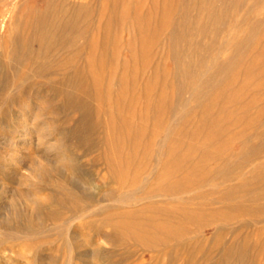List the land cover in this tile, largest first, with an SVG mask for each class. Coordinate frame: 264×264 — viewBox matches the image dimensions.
<instances>
[{"label":"bare ground","instance_id":"6f19581e","mask_svg":"<svg viewBox=\"0 0 264 264\" xmlns=\"http://www.w3.org/2000/svg\"><path fill=\"white\" fill-rule=\"evenodd\" d=\"M109 1L111 4L104 7L101 2L93 6L89 0H43L40 8L33 4L23 15V6L32 0H0V48L8 56V59L0 57V95L4 97L5 90L11 85L18 90L32 87L37 80L34 78L38 77L52 83L54 94L61 98L64 107L83 112L71 128L72 136L80 137L86 117L90 118L93 109L72 88L83 87L94 92L101 104L105 103L108 93L116 94L118 99L107 122L114 133V141H117L119 159L115 164L111 163L109 171L118 186L110 188L100 201L109 200V206L113 202L120 206L141 197L147 199V204H141L134 211H123L126 212L123 222L108 219V224L113 225L116 235H122L140 247L153 249L175 242L172 249L178 250L186 243L193 251L204 248L202 237L192 234L194 230L200 234L221 223L222 226L214 228L213 239L208 237V244H205L220 248L217 245L222 243L221 231L226 227L238 230L247 225V220H241L239 225L232 227L234 215L253 216L252 220L254 216H264V0H151L152 4L146 8H135L130 0ZM94 9L96 18L92 17ZM128 15H134L126 43L131 52L130 61L123 67L125 74L112 83L113 89L106 88V70L108 68L113 74L119 46L110 39L114 29H118ZM166 27L175 64L172 86L178 91L173 99L160 96L161 88L157 82L152 87L141 81V90L137 93L139 77L132 74L135 68H146L147 54L153 42L150 35L160 34ZM133 38L138 41V48ZM2 41L6 43L2 45ZM184 52L190 57L189 63L183 59ZM224 53L228 55L224 57ZM85 54H88V60L82 65L75 64V59H83ZM70 67L94 68L92 78L96 83H83L81 68L74 69V76H67ZM160 69L154 68L155 81ZM57 74L62 75L60 81H55ZM186 93L190 94L187 98ZM119 98H124L125 102L122 104ZM137 99H146V102L140 111V123L133 125L130 122L137 113L134 105ZM177 103L183 106L178 112L182 124L180 131L172 134L170 130L165 131L159 115L162 111H176ZM197 108L201 109V124L193 127L187 120ZM31 119L25 121V131L18 138L20 143L29 141L38 130L47 129L36 127L32 130L36 123L34 117L32 122ZM160 133L162 138L156 142L157 149L150 158L154 135ZM234 144L239 147L234 148ZM137 147L146 149L142 155L146 162L153 159L152 169L145 170L143 179L139 178L142 172L136 170ZM65 161L63 158L59 163L63 165ZM39 166L40 170L56 171L63 181L70 183L73 212L80 211L81 199L93 197L86 187L66 176L61 166L56 167L53 162ZM7 170L4 165L0 172L7 173ZM19 181L15 176L0 179V196L1 192H9V183ZM35 185L31 180L28 190L17 192L13 213L5 216L0 207L3 241L33 240L48 219L63 226L62 209L67 204L63 196L65 191L55 194L56 202L50 196L40 200ZM52 187L49 185L50 189ZM158 197L160 199L155 200ZM191 234L194 237H189ZM58 236L64 237L62 232ZM262 237L254 245L250 244L251 247L248 241L237 245L233 240L223 243L220 245L223 250L216 253L220 255L213 256L209 264H252L250 248H260ZM96 253L95 249L79 251V257ZM231 257L240 259L233 261Z\"/></svg>","mask_w":264,"mask_h":264},{"label":"rangeland","instance_id":"374dc122","mask_svg":"<svg viewBox=\"0 0 264 264\" xmlns=\"http://www.w3.org/2000/svg\"><path fill=\"white\" fill-rule=\"evenodd\" d=\"M42 1L43 0H32L30 3H25L23 9L21 10V14L24 13L23 15H25L26 11L24 10L33 4L35 7L40 8ZM89 1L93 4V6H96L98 2H101V5L104 7H108L111 4V1L109 0ZM130 1L133 2L132 5L135 8H146L152 4L151 0ZM92 17L96 18L95 9L93 10ZM127 17L128 18L126 21L121 26H119L118 29H114V35L112 34L110 39V42L114 41V43L116 45L118 44L119 46L115 53L116 65L113 69V74H110L111 72L108 68L106 70L108 75L105 73L107 76L104 80V85L106 88H111L112 83L116 82L120 75L125 74L123 67L128 63V61H130L131 52L126 47V43L130 37L129 31L134 23V15H128ZM167 28L168 27H166L165 30H163V32L160 34L150 35V40L153 38V42L151 43L149 49L150 53L148 52L147 54L148 59L145 65L146 68H135L134 71H132V74H136L139 77L137 80V93H139L141 90V81L148 82V85H151L152 87H155V83L157 82L156 84L159 86V88H161V97L163 96L165 99H173L177 96L178 91L172 86V82L174 80L173 71L175 64L171 58L170 43L167 38ZM189 36L193 38L192 35ZM132 40L138 48V41H136V38H133ZM4 43L6 42H1L2 45ZM4 51L5 50H1L0 48V57H3V59H8L7 53ZM224 54H221V56L224 55V57H226L228 55V53ZM183 59L187 63L190 61V57L187 56V53L185 52L183 53ZM86 60H88V54H85L83 59L81 57L76 58L75 64L82 65ZM155 67H161L160 71L158 72L157 81L154 80L153 76ZM70 68V72L67 69V76H74V69L81 68V70H83V83H96L95 79L93 80L92 78L94 68ZM61 77V74H57L55 75L56 80H54L60 81L62 79ZM34 79L37 80H34L35 85L32 87L18 90L15 89V87L13 88L11 85L5 90L6 93L4 97H1L0 95V151L2 147L5 148L4 150L2 149V152H0V171L4 165H6L9 170H7V173H4L3 171L2 173L0 172V179L3 180L4 178H7V176H15L17 180H20V183H9L7 185V191L9 192H1L0 207L2 213L5 214V216L6 214L13 213V203L14 201L16 202L18 200L17 192H19L20 189L23 191L28 190V182L33 180L35 184H37L35 185V193L40 200L46 199L50 196L53 197V200L56 202V199H54L55 194L57 196L61 192L65 191L63 196L66 199L67 204L66 207L62 209L64 223L63 226L60 227L58 223L53 224L49 219L46 220L45 227H42L41 230H39L40 232H38L33 240L22 238L20 241L14 242L7 240L3 241L4 239H2L0 236V248L3 246L0 249V264H192V262L193 264H209L214 259V257L220 255L216 253L219 250V252L223 250L221 246H223V243L225 242L233 240V244L236 243V245L241 242H249L248 245L251 247L261 235H263V240L264 216L259 218H255L254 216L252 220L251 218L253 216L250 218V216H245L241 213H238L231 218V226L235 227L243 220H247V225L238 230H232L234 228L226 227V229L221 231L219 235L221 239L220 241L222 243L219 242L221 244L217 246L220 248L217 249L211 245L205 244H208V237L212 236L213 239L212 233L214 232V228L217 226H222L221 223H216L214 226L204 229L201 231V235L199 232L197 233L194 230L195 234H192L194 236L198 234L203 239L202 247L204 246V248L201 250L197 249L199 250L198 252L197 250L192 251L193 247H188L190 245H187L186 243L178 250H174L172 248L174 247L175 242L167 243L165 246H158L159 248L157 247L153 249H147L145 247L136 245L133 241L128 240L122 235H116L118 233L115 234L113 225L108 224L107 220L112 219L116 221V223L123 222L126 219V212L123 211H134L141 204H147V199H141V197L140 199L137 198L135 200L128 201L129 203L124 205L122 203L120 204L121 207L114 202L112 203V206H109L111 203L109 200L100 201V198L105 197L111 191L110 188L118 186L117 184H114L109 171L111 163L115 164V161L119 159L117 141H114V133L107 122V119L109 118L108 115L114 111V105L116 102L115 100L118 99V96L114 93L112 95L108 93V95L111 96H107L108 98L106 99L105 103L101 104L94 92H89L83 87H73V92L76 95H81L93 109L90 118L86 117L85 128L80 132V137H73L71 128L75 126V124H77V122L81 119L83 112L70 106L64 107L65 105L61 98L54 94V87L52 83L44 79H40L39 77ZM20 81L23 84H27L26 81ZM184 96L187 98L190 96V94L186 93ZM119 100L122 104L125 102L124 98H119ZM145 102L146 99H137L135 101L134 105L137 113L130 124L138 125L140 123L139 115ZM176 109L177 110L174 112L170 110L162 111L159 115V119L164 121L163 128L165 131L170 130L172 134L180 131L179 127H181L182 124L178 112L183 109V106L178 104L176 105ZM2 111L5 113L3 112L2 114ZM35 111L37 114H35ZM199 111H201V109L197 108L196 113H191L187 120L189 125L196 127L201 124ZM27 114L29 117H27ZM25 117H27V119ZM31 117L32 119L33 117L35 118L33 122L36 123V126H32V130H34L36 127H47V129L45 128L46 130L41 131L38 130V134H33L29 141L20 143L18 138L24 133L22 131H25V121H28V119H31ZM23 118L25 120H23ZM32 119L30 122H32ZM95 123L97 126H95ZM45 124L47 126H45ZM21 127L23 129H21ZM45 131L47 135L45 134ZM48 132L51 133L50 136ZM41 133L47 137H41ZM161 134L162 133L159 135H154L152 146L149 149L150 158L154 156L153 151L157 149L158 144L156 142H160L162 138ZM37 135H39V138ZM38 142H41L42 144L38 145ZM233 147L238 148L239 145L234 144ZM145 150V148H136V152L138 154L136 170L140 171V173L142 172L139 177L140 179L146 177V174H144L145 170L152 169L153 159L150 160L149 158V160L146 162L142 157V155L145 153ZM63 158L66 159V164L62 165V163L59 162L62 161ZM48 162H53L56 167L61 166L62 170L65 169L63 172L66 174V176L77 180L81 186L86 187L92 193L91 195L93 197L89 200H83L80 198V211L73 212L71 210L72 202L70 201H72V198L69 194V190H72V187L70 183L68 184L66 180L63 181V178L54 170L52 172V170H49V168L46 171L40 170L38 168L40 167L39 164L45 166ZM148 163H150L149 166L147 165ZM11 169L14 170L12 171ZM14 174L18 175V177ZM71 175H74V177ZM148 183H150V181ZM47 184L53 185L54 188L52 187L50 189L49 185ZM158 199L160 198H155V200ZM54 201L53 203H55ZM235 217H237V219ZM248 218H250V220ZM60 232H62L64 235L62 239H60L58 236V233ZM204 232H206V235ZM107 233H109V236ZM192 234L189 237H194ZM263 241V245L260 246V248L255 250L250 248V252H252L250 256L251 259L253 258L251 261L252 264H264ZM210 243L212 242L210 241ZM261 247L263 248L262 250ZM3 248L5 251H2ZM214 248L215 250H213ZM94 249L98 252L95 255L81 258L79 257V251L91 252ZM212 250L214 252H212ZM232 258L233 257H231V259ZM238 258L240 259V257ZM238 258L234 257L232 260L239 261ZM203 260L205 261L203 262Z\"/></svg>","mask_w":264,"mask_h":264}]
</instances>
